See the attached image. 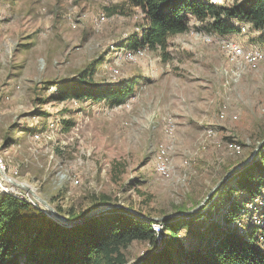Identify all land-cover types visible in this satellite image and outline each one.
Masks as SVG:
<instances>
[{
	"label": "rangeland",
	"instance_id": "1",
	"mask_svg": "<svg viewBox=\"0 0 264 264\" xmlns=\"http://www.w3.org/2000/svg\"><path fill=\"white\" fill-rule=\"evenodd\" d=\"M144 24L141 9L125 0H0V162L54 206L79 207L89 194L106 193L151 216L173 213L190 196L203 199L226 166L264 138V59L250 68L232 59L218 34L193 17L188 31L169 37L165 52L128 48L126 40ZM222 36L264 50V38L251 28ZM83 74L139 82L113 107L57 98L58 81ZM161 146L166 175L157 169ZM231 178L225 184L236 188ZM6 183L8 193L32 201ZM223 197L208 208L214 223L225 224ZM263 220L264 188L235 222L246 234L248 225L263 228ZM147 246L135 241L130 260Z\"/></svg>",
	"mask_w": 264,
	"mask_h": 264
},
{
	"label": "trees",
	"instance_id": "2",
	"mask_svg": "<svg viewBox=\"0 0 264 264\" xmlns=\"http://www.w3.org/2000/svg\"><path fill=\"white\" fill-rule=\"evenodd\" d=\"M125 2L140 8L145 20L143 29L133 32L126 40L125 45L131 49L149 47L165 52L170 36L189 30L190 17L218 35H231L240 29L239 21L245 20L264 38V0H234L227 5L213 0ZM102 64L97 61L96 67ZM86 76L83 74L64 85L58 81L57 98L105 102L113 107L133 96L139 82L138 79L99 82L91 75ZM69 122L63 120V124L69 125L66 129L70 127ZM248 156H238L226 166L224 174ZM231 181H235L236 188L225 184L196 213L163 220L166 239L161 245L153 221L123 208L111 209L82 223L65 225L40 206L12 193L0 192V264H264V244L258 233L259 229L264 233V227L248 225L244 234L235 222L247 200L264 188V145L253 163L235 174ZM221 192L224 200L219 203H228L221 217L225 224L214 223L208 216L209 206H214ZM237 192L243 194L241 199ZM201 200L190 196L175 211L189 210ZM84 202L69 209L55 206L76 219L92 208L116 200L106 193H91ZM211 223L215 225L210 226ZM135 241L147 242L148 246L146 254L131 261L128 250Z\"/></svg>",
	"mask_w": 264,
	"mask_h": 264
},
{
	"label": "water",
	"instance_id": "3",
	"mask_svg": "<svg viewBox=\"0 0 264 264\" xmlns=\"http://www.w3.org/2000/svg\"><path fill=\"white\" fill-rule=\"evenodd\" d=\"M263 145H264V138H262L256 144V146L254 147V149L252 150L250 155L244 161H242L241 163H239V164L233 166L231 169H229L221 177V179L218 180L210 188V190L207 192V194L204 196V198L195 207H193L189 210L175 211L173 213H169V214H166L163 216H147V215L141 213L140 211L135 210L134 208L126 206L122 203H117V202L115 203L114 202V203L102 204L98 207L92 208L89 211H87L83 216L78 217L76 219H72V218L68 217L66 214L60 212L51 202H49L46 198H44L39 192H37L28 183L19 181L16 178L10 176L5 171V168L2 166L1 162H0V177L11 185L12 190L23 189V190L27 191L32 196V198L37 203H39L45 211L48 212V214L50 216H52L58 222L65 224V225H74V224L82 223L86 219H88L92 216L107 212V211L114 209V208H123V209H126V210L130 211L131 213H133L139 217L145 218L147 220L157 221V222L163 223L162 221L165 219L189 216L191 214L196 213L201 208H203L207 204V202L212 198V196L218 190H220L232 176H234L235 174L240 172L242 169L248 167L249 165H251L253 163V161L258 157V153H259V151ZM3 191L9 192L8 190H3ZM157 240H158L159 245L164 243V241H160L158 239V237H157ZM144 254H146V253H144Z\"/></svg>",
	"mask_w": 264,
	"mask_h": 264
},
{
	"label": "bare ground",
	"instance_id": "4",
	"mask_svg": "<svg viewBox=\"0 0 264 264\" xmlns=\"http://www.w3.org/2000/svg\"><path fill=\"white\" fill-rule=\"evenodd\" d=\"M213 1L214 2L220 1V3H222V0H213ZM247 28H251V24L248 21L243 22L240 29L242 31H246ZM215 41L220 43L226 49V51L230 54L232 59H235L239 62H244L246 65H248L249 68L258 66L261 60L264 59V50L259 47L254 46L246 50L244 49V47L242 46L240 42L236 41L235 39L225 38L222 35H218ZM236 147L237 149H240V145H236ZM164 154H165V148L161 146L159 149V153H158L157 169L162 175H166L168 173V168L164 160ZM0 189H3V190L11 189L7 185L5 180H3L1 177H0ZM31 200H32L31 201L32 203H35L33 202L32 198ZM262 222L264 223V220ZM152 225L155 231L158 233L157 236L159 240L161 241L165 237V236L163 237V235H165V231L163 229L162 223L154 221Z\"/></svg>",
	"mask_w": 264,
	"mask_h": 264
},
{
	"label": "built area",
	"instance_id": "5",
	"mask_svg": "<svg viewBox=\"0 0 264 264\" xmlns=\"http://www.w3.org/2000/svg\"><path fill=\"white\" fill-rule=\"evenodd\" d=\"M236 47V46H235ZM237 48V47H236Z\"/></svg>",
	"mask_w": 264,
	"mask_h": 264
},
{
	"label": "crops",
	"instance_id": "6",
	"mask_svg": "<svg viewBox=\"0 0 264 264\" xmlns=\"http://www.w3.org/2000/svg\"><path fill=\"white\" fill-rule=\"evenodd\" d=\"M168 121V120H167Z\"/></svg>",
	"mask_w": 264,
	"mask_h": 264
}]
</instances>
